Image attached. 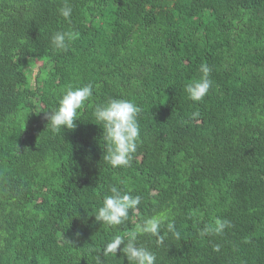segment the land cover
Instances as JSON below:
<instances>
[{
    "label": "trees",
    "instance_id": "obj_1",
    "mask_svg": "<svg viewBox=\"0 0 264 264\" xmlns=\"http://www.w3.org/2000/svg\"><path fill=\"white\" fill-rule=\"evenodd\" d=\"M57 31L79 33L67 52L52 49ZM202 63L212 87L193 102ZM89 83L76 128L53 133L44 112ZM110 98L141 108L127 168L104 160L93 115ZM113 185L141 204L109 227L93 215ZM159 213L181 239L139 236L156 264H264V0H0V264H95ZM217 219L231 226L201 238Z\"/></svg>",
    "mask_w": 264,
    "mask_h": 264
},
{
    "label": "clouds",
    "instance_id": "obj_2",
    "mask_svg": "<svg viewBox=\"0 0 264 264\" xmlns=\"http://www.w3.org/2000/svg\"><path fill=\"white\" fill-rule=\"evenodd\" d=\"M59 15L70 23L72 8L65 3L59 9ZM78 36L79 33L72 31H57L51 37L52 49L55 52H67L71 42ZM199 71L202 73L200 78L185 86V92L193 102L202 101L212 87V81L209 79L211 68L206 63H202ZM92 97L93 85L91 83L80 87L67 86L62 92L58 107L44 112L48 121L47 126L53 133H61L64 129H75L79 110L84 107L86 102L91 101ZM140 112L141 108L135 102L126 99L110 98L106 103L95 107L93 115L96 122L102 125L103 138L107 146L104 160L114 169L127 168L132 163L141 142L138 123ZM198 116V112L193 113V118ZM109 193L105 195L102 206L96 210L93 216L97 222H102L109 227L123 225L129 220L130 211H138L141 197L124 192L115 185L110 186ZM166 220V214L159 213L144 219L133 231L114 235L95 256V264H103L101 255L102 257H116L118 250L126 257L128 264H156V255L139 244L138 237L147 235L155 238L157 245L164 243L168 233H171L176 240H180L181 234L172 222H167V231L162 234ZM230 226L229 221L217 219L214 224L203 227L199 235L201 238L220 236ZM121 245H123L122 248ZM213 250L219 252L220 245H214ZM94 251L97 250L89 248V253Z\"/></svg>",
    "mask_w": 264,
    "mask_h": 264
},
{
    "label": "rangeland",
    "instance_id": "obj_3",
    "mask_svg": "<svg viewBox=\"0 0 264 264\" xmlns=\"http://www.w3.org/2000/svg\"><path fill=\"white\" fill-rule=\"evenodd\" d=\"M37 69L36 67H31L27 70V73L29 75L30 80H34V77L36 75Z\"/></svg>",
    "mask_w": 264,
    "mask_h": 264
}]
</instances>
